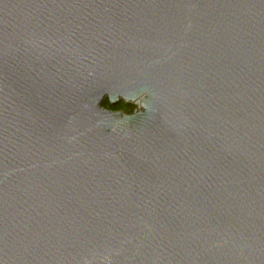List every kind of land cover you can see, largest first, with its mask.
I'll use <instances>...</instances> for the list:
<instances>
[{
  "label": "water",
  "instance_id": "obj_1",
  "mask_svg": "<svg viewBox=\"0 0 264 264\" xmlns=\"http://www.w3.org/2000/svg\"><path fill=\"white\" fill-rule=\"evenodd\" d=\"M0 264H264V0H0Z\"/></svg>",
  "mask_w": 264,
  "mask_h": 264
},
{
  "label": "trees",
  "instance_id": "obj_2",
  "mask_svg": "<svg viewBox=\"0 0 264 264\" xmlns=\"http://www.w3.org/2000/svg\"><path fill=\"white\" fill-rule=\"evenodd\" d=\"M103 107L105 108H109V109H112L111 106L108 105V103L105 101L103 102L102 104ZM122 111L126 112V113H130L132 112L136 105L135 104H132V103H123V102H119L118 105H117ZM116 107V106H115Z\"/></svg>",
  "mask_w": 264,
  "mask_h": 264
},
{
  "label": "flooded vegetation",
  "instance_id": "obj_3",
  "mask_svg": "<svg viewBox=\"0 0 264 264\" xmlns=\"http://www.w3.org/2000/svg\"><path fill=\"white\" fill-rule=\"evenodd\" d=\"M117 105H118V104H117ZM117 105H116V107H114V108H112V109L122 111ZM123 112H124V111H123Z\"/></svg>",
  "mask_w": 264,
  "mask_h": 264
},
{
  "label": "rangeland",
  "instance_id": "obj_4",
  "mask_svg": "<svg viewBox=\"0 0 264 264\" xmlns=\"http://www.w3.org/2000/svg\"><path fill=\"white\" fill-rule=\"evenodd\" d=\"M135 105H136V104H135ZM136 107H137V106H136ZM136 107H135V109H136ZM135 109H134V110H135Z\"/></svg>",
  "mask_w": 264,
  "mask_h": 264
}]
</instances>
